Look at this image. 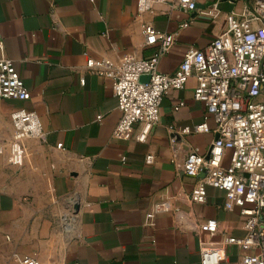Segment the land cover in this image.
<instances>
[{
    "label": "crops",
    "instance_id": "1",
    "mask_svg": "<svg viewBox=\"0 0 264 264\" xmlns=\"http://www.w3.org/2000/svg\"><path fill=\"white\" fill-rule=\"evenodd\" d=\"M173 1L153 0L149 13L138 14L137 0H0L3 51L30 94L27 101L0 100V144L7 148L10 116L19 110L34 112L45 133L44 141L23 142L21 166L9 163L8 151L0 157V264H19L14 255L39 264H200L203 248L244 235L240 210H224V195L213 188L204 204L192 203L198 180L177 167L190 152L205 155L215 139L182 133L205 117L193 99L196 81L162 98L159 120L140 143V124L116 132L121 114L112 81L87 67L88 60L98 71L102 60L150 58L158 51L144 45L142 26L150 25L175 36L157 67L171 75L186 51L205 48L226 31V16L242 8L223 1L212 20L175 9ZM179 102L184 106L174 111ZM72 204L79 240L67 239L61 225ZM209 219L217 222L215 234L205 228ZM225 251L221 264L255 253L233 245Z\"/></svg>",
    "mask_w": 264,
    "mask_h": 264
},
{
    "label": "built area",
    "instance_id": "2",
    "mask_svg": "<svg viewBox=\"0 0 264 264\" xmlns=\"http://www.w3.org/2000/svg\"><path fill=\"white\" fill-rule=\"evenodd\" d=\"M223 1L242 3L241 11L226 16V31L205 48L186 51L171 75L160 73L157 67L159 57L171 48L175 36L150 25L142 26L144 45H158L156 54L148 59L128 58L117 64L102 60V69L98 71L92 69L93 60H88L87 67L112 81V93L121 114L116 132L125 134L140 124V143L146 141L159 120L162 98L170 90H182L189 79L196 81L193 99L204 105L205 117L193 130L183 129L182 133H214L215 139L205 155L190 152L177 167L184 176L198 180L189 196L192 203L204 204L206 189L213 188L223 193L224 210L238 208L244 217V235L226 236L219 246L203 248L200 264L224 262L228 245L255 251L246 253L241 264H264V0H214L208 5H199V0H174L172 7L215 20L221 14L219 4ZM152 5L153 0H137V13H149ZM29 97L12 60L4 54L0 35V100L27 101ZM183 106L179 102L173 110ZM208 120L214 124L212 130ZM10 121L11 139L7 148L0 144V157L8 151L9 163L21 166L23 142L44 141L45 133L34 112L16 111ZM60 147L58 144L57 148ZM226 154L228 165L224 166ZM153 159L152 155L146 156V164H152ZM61 225L67 239H80L73 204L70 212L62 216ZM205 228L215 234L217 222L209 219ZM13 257L19 264H39L33 257Z\"/></svg>",
    "mask_w": 264,
    "mask_h": 264
}]
</instances>
